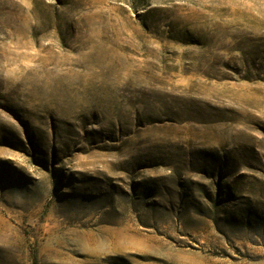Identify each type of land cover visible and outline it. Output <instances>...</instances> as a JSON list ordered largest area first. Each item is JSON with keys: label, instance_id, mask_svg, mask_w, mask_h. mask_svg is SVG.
I'll use <instances>...</instances> for the list:
<instances>
[{"label": "rangeland", "instance_id": "374dc122", "mask_svg": "<svg viewBox=\"0 0 264 264\" xmlns=\"http://www.w3.org/2000/svg\"><path fill=\"white\" fill-rule=\"evenodd\" d=\"M34 263L264 264V0H0V264Z\"/></svg>", "mask_w": 264, "mask_h": 264}, {"label": "trees", "instance_id": "16d2710c", "mask_svg": "<svg viewBox=\"0 0 264 264\" xmlns=\"http://www.w3.org/2000/svg\"><path fill=\"white\" fill-rule=\"evenodd\" d=\"M34 262H36L35 259H34ZM34 264H35V263H34Z\"/></svg>", "mask_w": 264, "mask_h": 264}]
</instances>
